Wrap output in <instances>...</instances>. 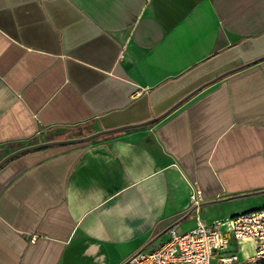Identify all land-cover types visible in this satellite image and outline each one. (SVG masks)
<instances>
[{"label":"crops","instance_id":"0c3cea01","mask_svg":"<svg viewBox=\"0 0 264 264\" xmlns=\"http://www.w3.org/2000/svg\"><path fill=\"white\" fill-rule=\"evenodd\" d=\"M151 121L1 166L0 264H122L193 187L206 224L264 208V0H0V162Z\"/></svg>","mask_w":264,"mask_h":264},{"label":"built area","instance_id":"2783aa9c","mask_svg":"<svg viewBox=\"0 0 264 264\" xmlns=\"http://www.w3.org/2000/svg\"><path fill=\"white\" fill-rule=\"evenodd\" d=\"M190 201L194 228L182 232L172 227L160 246L133 254L122 264H264V208L206 224L200 188L193 187ZM243 241H251L254 248L247 259L239 255L238 244Z\"/></svg>","mask_w":264,"mask_h":264},{"label":"water","instance_id":"95a60500","mask_svg":"<svg viewBox=\"0 0 264 264\" xmlns=\"http://www.w3.org/2000/svg\"><path fill=\"white\" fill-rule=\"evenodd\" d=\"M257 61H254L252 63H256ZM249 65V64H247ZM151 122H146V123H142V124H134V125H127V126H121V127H117V128H112V129H102L100 131H97L95 133L89 134L87 136H83V137H78V138H71V139H66V140H56V141H46V142H39L37 144H33L27 147H23L13 153H11L9 156H7L6 158H4L1 162H0V167L3 166L6 162H8L10 159L26 153V152H30V151H34V150H38V149H42V148H47V147H51V146H57V145H75V144H87L93 140H96L100 137L109 135V134H113L125 129H129V128H135V127H141V126H145L147 124H150ZM155 240V239H154ZM152 240V241H154ZM146 249V247L144 249H142L140 252H143ZM138 252V253H140Z\"/></svg>","mask_w":264,"mask_h":264},{"label":"rangeland","instance_id":"374dc122","mask_svg":"<svg viewBox=\"0 0 264 264\" xmlns=\"http://www.w3.org/2000/svg\"><path fill=\"white\" fill-rule=\"evenodd\" d=\"M91 133V129L87 126H78V127H74V128H70L69 130H67L66 132H63V133H59L56 135L57 136H63V135H66V136H70V137H80V136H84V135H87ZM41 136H39L37 139L31 141V143H35V142H42L44 139L45 141H49L51 139H54V136L53 135H46L43 137V133H40Z\"/></svg>","mask_w":264,"mask_h":264},{"label":"trees","instance_id":"16d2710c","mask_svg":"<svg viewBox=\"0 0 264 264\" xmlns=\"http://www.w3.org/2000/svg\"><path fill=\"white\" fill-rule=\"evenodd\" d=\"M75 145H83V144H75Z\"/></svg>","mask_w":264,"mask_h":264}]
</instances>
